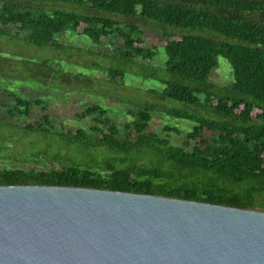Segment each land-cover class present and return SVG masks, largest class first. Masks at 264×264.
<instances>
[{
  "label": "trees",
  "instance_id": "obj_1",
  "mask_svg": "<svg viewBox=\"0 0 264 264\" xmlns=\"http://www.w3.org/2000/svg\"><path fill=\"white\" fill-rule=\"evenodd\" d=\"M9 27L17 32L10 34ZM79 29L94 45L120 39L118 52L109 56L118 62L106 69L107 82L117 88L116 78L130 73L157 80L162 88L146 90L149 98L127 111L132 120L122 131L99 103L78 114L93 124L75 132L56 130L52 116L42 113L22 129L58 140L64 150L19 151L0 141V158L27 162L43 156L60 165L3 168L0 185L90 187L264 211V0H0V44L2 38H18L62 55L72 47L55 36ZM145 29L160 30L162 41L142 45ZM158 46L165 53L163 66L143 62L154 59ZM4 51L0 46L1 61L7 59ZM217 56L231 65L232 83L209 81ZM32 67L29 80L61 84L55 80L64 73L49 59ZM9 96L6 104L0 102L8 118L27 116L33 103H41L13 91ZM153 112L194 124L175 145L168 135L149 130ZM0 127L19 126L0 121ZM163 130L180 133L169 125Z\"/></svg>",
  "mask_w": 264,
  "mask_h": 264
},
{
  "label": "water",
  "instance_id": "obj_2",
  "mask_svg": "<svg viewBox=\"0 0 264 264\" xmlns=\"http://www.w3.org/2000/svg\"><path fill=\"white\" fill-rule=\"evenodd\" d=\"M0 264H264V211L90 187L0 185Z\"/></svg>",
  "mask_w": 264,
  "mask_h": 264
},
{
  "label": "rangeland",
  "instance_id": "obj_3",
  "mask_svg": "<svg viewBox=\"0 0 264 264\" xmlns=\"http://www.w3.org/2000/svg\"><path fill=\"white\" fill-rule=\"evenodd\" d=\"M10 34L17 32L15 27L8 28ZM23 32L18 33L21 37ZM160 30L145 29L142 45L150 46L151 44L162 41ZM56 40L66 46H71L68 51L58 54L54 48L34 45H25L18 38H2L5 44H0L5 48V61L0 60V102L6 104L9 101V93L13 91L29 100H40V104H32L31 112L27 116L8 118L5 106H0V121L11 122L19 127H0V141L3 145L15 147L19 151L33 148L45 150L53 154L55 150L60 152L64 146L56 139L44 138L41 134L27 133L22 129L27 123H36L40 120V115L48 112L52 116V123L56 130L66 132L68 129L75 132L77 128L87 129L93 124L92 118L80 117L83 108L90 103L102 104L108 110V115L123 129L125 122L131 121L132 117L127 114L128 110L137 108V101L141 103L144 98H149L148 88L160 90L162 84L151 78L132 75L127 73L124 78L117 77V85L107 82L109 75L106 71L108 68L116 67L117 60L109 56L118 52L120 39H104L102 44L94 45L91 41L77 32L64 31L55 36ZM218 38V37H217ZM114 52V53H113ZM156 56L153 60H144L143 62L155 66H163L165 53L162 46L156 48ZM47 58L54 69H60L64 76L56 79L57 83L45 84L35 80H29L28 75L34 74L32 67L37 60ZM22 60L30 61L28 66H24ZM142 59L138 58V61ZM100 64L104 68L93 69L92 64ZM105 69V70H104ZM82 74L90 79H74L69 74ZM8 75V76H7ZM11 75V76H9ZM27 77V78H26ZM73 78V79H72ZM88 80H90L88 82ZM209 81L226 85L233 81V73L228 60L222 56L216 57V66L209 75ZM143 93V94H142ZM150 101V100H149ZM7 105L12 106V103ZM45 106V109L42 108ZM5 116V117H4ZM193 122L185 119H178L167 116L160 112H153L152 119L149 122V130L156 132L161 136L168 135L172 144L180 145L184 135L189 131ZM165 125L178 128L180 133L173 131H164ZM1 135H4L2 137ZM31 148V149H30ZM60 164L52 158L38 156L32 161L22 162L17 159L0 158V169L3 168H30L50 169L58 167Z\"/></svg>",
  "mask_w": 264,
  "mask_h": 264
}]
</instances>
